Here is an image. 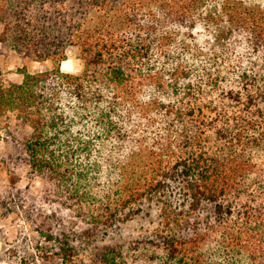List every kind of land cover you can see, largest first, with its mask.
Returning a JSON list of instances; mask_svg holds the SVG:
<instances>
[{
  "label": "trees",
  "instance_id": "1",
  "mask_svg": "<svg viewBox=\"0 0 264 264\" xmlns=\"http://www.w3.org/2000/svg\"><path fill=\"white\" fill-rule=\"evenodd\" d=\"M0 23L2 52L52 62L0 82L46 195L105 227L158 209L104 264H264V0H0Z\"/></svg>",
  "mask_w": 264,
  "mask_h": 264
},
{
  "label": "rangeland",
  "instance_id": "2",
  "mask_svg": "<svg viewBox=\"0 0 264 264\" xmlns=\"http://www.w3.org/2000/svg\"><path fill=\"white\" fill-rule=\"evenodd\" d=\"M2 25L0 23V32ZM64 71L79 73L83 61L77 46L67 48ZM30 72L52 67L51 61L24 62L15 54H6L0 43V82H21L23 66ZM14 111L0 114V264H104L99 252L108 246L120 248L146 235L158 220V209L142 203L141 210L128 220L111 227L81 217L75 208L50 199L45 181L30 173L22 140L30 134ZM107 229V230H106ZM73 239L76 253L65 262L61 258L57 236ZM134 252V251H130Z\"/></svg>",
  "mask_w": 264,
  "mask_h": 264
},
{
  "label": "bare ground",
  "instance_id": "3",
  "mask_svg": "<svg viewBox=\"0 0 264 264\" xmlns=\"http://www.w3.org/2000/svg\"><path fill=\"white\" fill-rule=\"evenodd\" d=\"M64 62H65V60L63 61L62 66H61L63 69H64V66H65V65H64Z\"/></svg>",
  "mask_w": 264,
  "mask_h": 264
}]
</instances>
